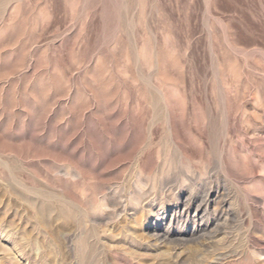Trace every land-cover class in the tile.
I'll use <instances>...</instances> for the list:
<instances>
[{"label": "rangeland", "instance_id": "obj_1", "mask_svg": "<svg viewBox=\"0 0 264 264\" xmlns=\"http://www.w3.org/2000/svg\"><path fill=\"white\" fill-rule=\"evenodd\" d=\"M1 246L264 264V0H0Z\"/></svg>", "mask_w": 264, "mask_h": 264}, {"label": "bare ground", "instance_id": "obj_2", "mask_svg": "<svg viewBox=\"0 0 264 264\" xmlns=\"http://www.w3.org/2000/svg\"><path fill=\"white\" fill-rule=\"evenodd\" d=\"M200 206V205H199ZM0 248H2V246L0 247ZM12 248V247H11ZM9 250V249H8Z\"/></svg>", "mask_w": 264, "mask_h": 264}]
</instances>
